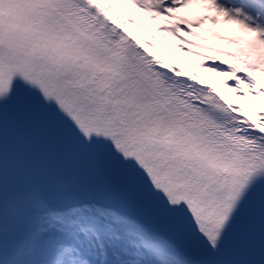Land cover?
<instances>
[{"label":"snow or ice","instance_id":"obj_1","mask_svg":"<svg viewBox=\"0 0 264 264\" xmlns=\"http://www.w3.org/2000/svg\"><path fill=\"white\" fill-rule=\"evenodd\" d=\"M0 264H264V0H0Z\"/></svg>","mask_w":264,"mask_h":264},{"label":"rangeland","instance_id":"obj_2","mask_svg":"<svg viewBox=\"0 0 264 264\" xmlns=\"http://www.w3.org/2000/svg\"><path fill=\"white\" fill-rule=\"evenodd\" d=\"M182 15L186 16H197V15H203L204 9L196 4H193L189 6L186 9L181 10ZM205 29L212 28L214 31H223L226 34L227 33H232L235 32L236 26L235 25H225V24H218V25H213L211 21L207 22L204 26ZM197 31H201V29H197ZM168 52L172 53L176 57L180 56L185 62L188 64H191V57L181 55L180 53L174 52L171 49H166Z\"/></svg>","mask_w":264,"mask_h":264},{"label":"bare ground","instance_id":"obj_3","mask_svg":"<svg viewBox=\"0 0 264 264\" xmlns=\"http://www.w3.org/2000/svg\"><path fill=\"white\" fill-rule=\"evenodd\" d=\"M162 54L165 55L170 60H172L174 63L180 64L181 66H184V67L190 66V64L185 62L182 58H180V56L176 57L172 53L168 52L166 49L164 50Z\"/></svg>","mask_w":264,"mask_h":264}]
</instances>
